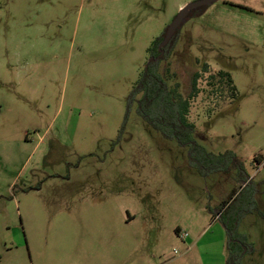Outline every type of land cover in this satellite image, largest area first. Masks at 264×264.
Listing matches in <instances>:
<instances>
[{
  "label": "rangeland",
  "instance_id": "obj_1",
  "mask_svg": "<svg viewBox=\"0 0 264 264\" xmlns=\"http://www.w3.org/2000/svg\"><path fill=\"white\" fill-rule=\"evenodd\" d=\"M195 1L0 0V264H223L222 242L188 246L224 200L248 213L239 264H264V0L193 15L160 67L187 96L208 65L194 138L242 165L205 177L130 100L153 42ZM220 71L234 96L208 85Z\"/></svg>",
  "mask_w": 264,
  "mask_h": 264
},
{
  "label": "trees",
  "instance_id": "obj_2",
  "mask_svg": "<svg viewBox=\"0 0 264 264\" xmlns=\"http://www.w3.org/2000/svg\"><path fill=\"white\" fill-rule=\"evenodd\" d=\"M206 7L192 11L186 21L193 15L204 13ZM181 28L182 26L174 33L170 42L161 51L159 46L164 40L167 30L153 42L152 47L149 49L150 60L134 85L130 100L131 102H137V113L149 127L159 133L165 140L175 141L179 146L189 149L192 165L200 166L201 163L195 162L196 160L206 161L208 164L206 162L204 164H207L208 168L204 165L205 167L202 170L205 177H208L210 173L220 174L232 167L235 168L240 162L237 163V156L232 152L219 155L207 152L194 138L196 126L189 119L191 101L199 94L198 81L202 73H208V65H204L200 72L194 74L191 81V92L187 96H184L181 91V84L176 80V73H171L168 69L165 74L161 73V63L172 55ZM161 53H164V55L161 56ZM208 79V85L213 90L222 92L226 90L233 96L236 94V88L229 73L220 71L210 75ZM227 204L229 202L222 204L221 208ZM244 213L239 215L229 208L222 215V222L227 234L228 257L226 264H239L245 255L253 251L247 242L244 244L238 240V238L245 240L244 236L237 233L240 222L248 214L245 215ZM177 233H179V230H177Z\"/></svg>",
  "mask_w": 264,
  "mask_h": 264
},
{
  "label": "crops",
  "instance_id": "obj_3",
  "mask_svg": "<svg viewBox=\"0 0 264 264\" xmlns=\"http://www.w3.org/2000/svg\"><path fill=\"white\" fill-rule=\"evenodd\" d=\"M264 161L261 162V161H258V160H255V167L256 169L260 168L261 165H263ZM261 164V165H260ZM242 165V164H241ZM234 169V167L230 168L229 170H227L226 172L224 173H220V174H227V173H230L232 172V170ZM250 180V179H249ZM249 180H247L246 182H239V180L236 181V184L240 185V188H243L244 186H246V183L249 182ZM225 202H228V201H222V203L219 205L220 206V209L216 210L215 214H212V217L211 219L209 220V223L208 225L205 227V229L200 232L198 235H197V238L196 239H192V243L191 245L189 244L188 246V249H191V247H197L198 245H202L204 246V251L208 254V255H212L213 252H210L208 249L209 247H214V243L216 241V244L222 242V244L225 245L226 249H227V234H226V228L222 222V215L226 212V210H228L231 206L230 204H227L225 207H222V204H224ZM131 217L128 218V222L127 223H131ZM244 219H242L243 221ZM241 221V222H242ZM240 222V224H241ZM218 227V235H217V238L216 239H213L211 238L212 237V233L214 231L215 228ZM211 234V235H210ZM208 235H210L209 238L211 239H206L205 237H208ZM186 239V238H185ZM184 239V240H185ZM206 239V240H205ZM215 244V245H216ZM201 249V248H200ZM203 255V254H202ZM227 257H228V251H227ZM227 257H226V260L223 261V264L227 263ZM202 260V259H201ZM167 264V263H166Z\"/></svg>",
  "mask_w": 264,
  "mask_h": 264
},
{
  "label": "water",
  "instance_id": "obj_4",
  "mask_svg": "<svg viewBox=\"0 0 264 264\" xmlns=\"http://www.w3.org/2000/svg\"><path fill=\"white\" fill-rule=\"evenodd\" d=\"M219 0H197L185 6L177 16L174 18L173 22L169 25L165 38L159 46V50L161 51L172 39L174 33L186 22L188 15L199 8L210 6L211 4L217 2ZM164 53H161L163 56Z\"/></svg>",
  "mask_w": 264,
  "mask_h": 264
},
{
  "label": "built area",
  "instance_id": "obj_5",
  "mask_svg": "<svg viewBox=\"0 0 264 264\" xmlns=\"http://www.w3.org/2000/svg\"><path fill=\"white\" fill-rule=\"evenodd\" d=\"M181 237L185 239L187 237V234L186 233L181 234Z\"/></svg>",
  "mask_w": 264,
  "mask_h": 264
},
{
  "label": "flooded vegetation",
  "instance_id": "obj_6",
  "mask_svg": "<svg viewBox=\"0 0 264 264\" xmlns=\"http://www.w3.org/2000/svg\"><path fill=\"white\" fill-rule=\"evenodd\" d=\"M250 178L247 176V180H249ZM250 181V180H249ZM249 183V182H248ZM247 184V183H246Z\"/></svg>",
  "mask_w": 264,
  "mask_h": 264
}]
</instances>
